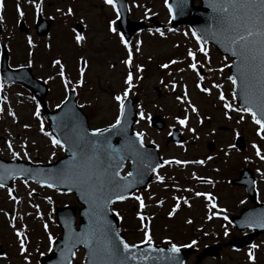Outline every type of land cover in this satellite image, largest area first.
Segmentation results:
<instances>
[{"label": "rangeland", "instance_id": "rangeland-1", "mask_svg": "<svg viewBox=\"0 0 264 264\" xmlns=\"http://www.w3.org/2000/svg\"><path fill=\"white\" fill-rule=\"evenodd\" d=\"M128 2L130 19L132 21L143 20L149 23L146 30L137 32L128 42L133 56L131 70L134 76V86L129 90L128 96H138L140 98L138 103L140 107H137L138 113L142 109L146 117L160 114L166 120V127L158 130L149 125L148 119H141L138 114L135 129L144 133V139L147 142L158 144L162 157L188 161L201 160L208 156L213 157L212 160H206L203 165L188 166V168H191L189 174L214 175L213 173H217L214 168L219 167L222 170L221 173H223L222 178H209L212 183L205 182V185L197 184L195 181L194 187L202 193H207L212 188H214L213 191L216 189L217 194L220 195V200L225 205L228 204L231 194L237 192V189L233 188L234 185H230V180L233 176L238 177V172L243 167H251V170H254L256 176L264 183V161L255 156L252 148V144L256 143L264 150V141L256 135L257 126L251 120L250 114H243L245 116L244 121L237 124L239 114L230 112L232 119L227 120L223 115L222 104L217 99L218 92L222 90L226 99L237 104L236 101L231 100L233 86L227 80L231 59L221 55L214 47L208 45L209 61L205 62L203 55L198 52L199 45L195 37L191 35V29L182 26L174 30L170 26L171 15L165 0H128ZM47 5L49 7L45 8L42 4L41 8L45 9L44 14L52 16L53 22L47 33L43 35L37 34L30 14L27 18L31 20L25 22L22 31L19 30L18 23L16 27L11 25L12 22L16 21L15 16H3L5 30L2 31L1 35L3 39L5 38L9 42L10 47L8 46V48L11 49L9 55L14 59L15 65H21L25 62L24 64L32 66V72L36 77L41 78L43 81L49 80L50 91L48 97L51 106L54 107L64 99L67 90L76 85V81L81 78L79 69L84 67V83L81 86H75L79 102L90 116L91 127L107 126L109 123L114 122L118 112L117 102L114 101L113 97L123 92L126 87L124 80L130 70L128 66L122 63L127 58L129 48H125L124 44L121 45L119 42L121 33L118 28L116 9L105 4L104 0H49ZM69 7L72 9L71 15L67 14ZM27 9L32 10V7L29 6ZM57 9H60V11H57ZM110 21H115L112 27L116 28V32L110 30ZM78 22L85 24L82 33L77 32L74 28ZM150 29L151 31H149ZM156 29H159L164 35L161 36ZM77 33L84 37L79 43L74 37ZM29 37L32 40L31 45L28 43ZM137 41L140 43L137 44ZM5 44L7 45V43ZM137 47L140 49L139 52L136 51ZM188 49L196 51L197 58L204 64L203 68L199 69L201 74L205 76L204 86L211 87V83L216 82L222 85V89H212V94L208 95L196 88L197 77L191 69L187 68L188 63L191 62V59L187 57ZM57 59L64 65L65 77L70 81L68 89L64 87V80L59 75L60 68L53 64V61ZM169 60H178L181 63L170 65L167 70L159 67L160 64L167 63ZM225 64L228 67H224L222 72H208L207 70L209 67L219 69ZM135 65L143 66V71L139 73L141 76L139 80L135 79L137 75ZM177 69H184V71L180 72ZM50 77L51 79H49ZM170 81L177 84L175 90H172L170 86L165 87ZM184 86L187 88L189 99L199 109L203 124L199 123L196 114L190 111L188 112L189 120L186 127L177 123L175 118L182 117L187 107L186 104L176 100V96L182 95ZM24 91L25 89L19 85H3V88L0 89V107L5 109L3 113H0V154L13 157L12 153L16 152L19 154L16 157H23L33 162L54 161L57 156L63 155V149L54 148L51 145L50 138L40 132V119L38 120L33 115L36 103ZM8 109L16 114L15 119L8 115ZM25 124L30 125V127L25 128ZM171 126H178L182 129L186 138L185 144L177 145L171 142L166 145ZM44 128L45 131L49 132V127L44 126ZM188 128H195V134L189 132ZM235 132H239V135L236 136ZM238 141L244 143L242 149L237 146ZM8 142L12 144L11 150L8 148ZM211 143L214 144L212 148H210ZM230 143L235 144L234 149H228L227 145ZM21 145H24V147H21ZM25 151H27L28 157L23 155ZM225 152L229 154L226 156ZM245 157L248 159L246 160ZM178 167L185 168L187 165H178L175 169L166 168L158 171L160 175L165 177V181L158 191L159 195L153 193V191L145 192V194L139 193L144 198L147 197L152 203L161 200L163 201L162 205L166 206L155 213L160 222L155 224L156 228L154 226L152 228L153 238L178 240L175 236L178 235L180 229L187 225L188 217L195 216L196 219L206 220V218L202 219L197 215L206 216L207 212L204 209H198L196 204L191 209L185 208L183 210V202L172 216L173 219L172 217L168 218L167 215L165 216V211L169 209L170 204L172 207L173 192L177 191L176 197H183L182 188L184 185L178 178H183L185 183L189 181L187 180L189 177L186 174V168L179 169ZM204 167H207V169H203ZM257 169H260V171L257 172ZM173 174L174 176H172ZM158 184L159 182L154 187H157ZM172 184L176 188H173ZM33 186H35L33 183H27L26 186L25 183L19 182L14 188L18 192L17 196H19V193L22 195L24 193L27 198L26 204L21 203V207L25 205V211L29 210L28 199L30 196H28V193L33 190ZM39 191L41 197L40 195L34 196L35 203L41 204L43 202L46 208H52L54 202L50 204L49 200L46 199V191L41 188H39ZM54 194L60 197H54L50 193V198L53 200L55 198L61 199V203L80 206L71 193L64 191V197L62 198L58 192H54ZM1 197L4 198L6 207L11 209L14 206L5 191H0ZM215 202L218 206L222 205L221 202ZM131 204H133L135 212L137 205L133 202ZM39 212L40 210L34 209V214H28L29 217L26 218L27 214L25 215L22 211L21 220L25 222L24 225L33 230L36 241L31 246L33 250L31 255L35 259L25 261L24 255L29 253L26 251V253L20 254L21 264H40V253L42 250H46L49 245V236L55 237V235L49 234L44 229L43 225L48 220H45ZM52 225V230L56 232V236L59 235L55 218ZM177 227L178 229L175 232ZM48 228L50 227L48 226ZM217 230L221 235L224 229L217 228ZM233 234H236V230L228 236ZM127 235L132 242L137 239L143 240V229L137 227L133 231L127 230ZM35 245H37V250L40 249V252L35 249ZM83 262L84 251L80 249L76 253L72 264H83ZM238 262L239 257L236 253H225L219 258L212 257L206 260V264H238Z\"/></svg>", "mask_w": 264, "mask_h": 264}, {"label": "snow or ice", "instance_id": "snow-or-ice-1", "mask_svg": "<svg viewBox=\"0 0 264 264\" xmlns=\"http://www.w3.org/2000/svg\"><path fill=\"white\" fill-rule=\"evenodd\" d=\"M208 6L211 9V15L209 17L210 23L206 28L202 29L203 35H198L196 30H193L191 35L195 37L197 44L199 45L198 52L203 55L204 61H209V52L206 47L208 39L205 37H211L216 39L221 46L224 47L226 52H231V55L235 57V67L236 71L234 74L229 75L227 80L231 82L233 86V96L232 101L240 99L243 105H237L234 102H230L226 99L224 92L221 90L217 94L218 101L222 104L224 109L223 115L227 120H231L232 116L230 112H235L239 114L237 119V124L244 121L245 116L243 114H250L251 120L254 122L256 127V135L264 141V0H207ZM104 3L110 5L112 8L116 7L115 0H104ZM168 4V0H165ZM187 0H178L177 7L181 12L184 10ZM3 4L0 3V8ZM36 8L39 9L40 5L36 4ZM169 12H173L172 5L168 4ZM18 13L23 16V12L17 5ZM60 11V9H57ZM67 14H72V9L69 7ZM118 15V13H117ZM3 17L0 16V21ZM115 21H110L109 26L112 32H116V28L112 27ZM171 30V29H170ZM151 31V29L149 30ZM161 36L164 35L159 29H156ZM187 35V33H186ZM75 39L77 43L81 42L84 37L79 33L76 34ZM120 41L124 44L125 48H129L128 42L124 39L123 34H120ZM28 43L31 45L32 40L29 37ZM140 42L137 41V44ZM139 52V47L136 48ZM187 57L191 59L188 63L187 68L191 69L196 77L197 83L196 88L200 92L211 95L212 89L220 90L222 85L220 83L212 82L211 87L204 86L203 82L205 76L199 71L203 68L204 64L197 58V52L192 49L187 50ZM31 63V62H29ZM86 63V62H84ZM123 64L129 67V71L125 77L124 83L126 87L121 94H117L113 97L114 101L117 102L118 112L115 116L114 122L109 123L106 127H96L91 129L89 133L87 129H83L79 126L78 116L72 109H68L62 114L61 119L64 121L60 127L64 129L63 139H58L54 133L45 131L43 121L40 120L39 130L44 136L50 138L51 145L54 148L65 149L69 154V162L64 168L58 169L50 172L49 179L42 180L40 183L42 186L48 188H56L58 184H69L77 187L81 191V198L85 199V203L88 204L86 213L89 217V226L86 230L81 233H74L69 237L70 245H66L67 250L74 257L76 255L73 249L78 244H83L87 249V255L91 260V264H130V262L135 261H148L152 257L147 254L148 252H154L161 254L165 252L163 248H157L153 245V238L151 235L150 225L148 223V218L144 214V210L148 207L145 203V198L136 191L138 185L144 183V172L150 170L156 173L155 179L159 183H164L165 177L157 172V169L163 168L165 165H188L190 163L205 164L206 160H212L213 157L208 156L205 159L188 161L180 159H166L162 163H156L152 166L149 161L151 160V155L144 148V133L142 131H137L129 135L128 122L126 119V112L128 108L126 106V98L129 95V90L133 85V56L132 51L129 48L127 53V58L122 61ZM181 63L178 60H169L167 63L160 64V68L169 69L170 65H176ZM53 64L60 68L59 75L62 80H64V87L68 89L70 87V81L65 77L64 65L59 59L54 60ZM224 67H228L227 64L223 65L219 69L208 68V72L219 71L222 72ZM84 67L79 69L80 79L76 81L75 86H81L84 83ZM143 71L142 65H135V76L136 80L141 79L139 73ZM177 71L183 72L184 69H177ZM51 79V77L49 78ZM75 86L72 90H75ZM175 90L177 84L170 81L165 87H169ZM3 85L0 84V89ZM35 100V97H32ZM65 96L59 104L56 105L57 108H61L65 100ZM178 102L187 105L185 108V114L182 117H176V121L181 126H187L189 115L188 112L196 114L198 122L203 124V119L200 118L199 109L195 104L191 102L188 96L186 86L183 87L182 95L176 96ZM83 107V105H81ZM139 108L140 106L137 105ZM41 104L37 102L35 104V111L33 115L39 120L41 116ZM5 109L0 107V113H3ZM8 115L16 118V114L12 112L11 109L7 110ZM139 116L141 119H149L146 117L144 111L141 109L139 111ZM69 121H71V127H69ZM25 128H29L30 125L25 124ZM189 132L195 134V128H188ZM171 135V133H169ZM238 136L239 132H235ZM121 137V143L119 145H114L112 143V137ZM24 147V145H21ZM228 149H234L235 144H228ZM8 148L11 150L12 144L8 142ZM255 156L261 161H264V150L256 143L252 144ZM226 156L228 152L224 153ZM13 157L18 156L16 152L12 153ZM25 157H28L27 151L23 153ZM54 155V153H53ZM131 159L133 170L128 171L124 175L121 174V169L124 167V162ZM247 160L248 158L245 157ZM148 165L147 169L145 165ZM260 169H257L259 172ZM18 175L28 174L32 175V170L28 168L20 169ZM7 176H14L13 170H6V175H0V188H5L6 185L4 180ZM197 180L203 182L212 183L210 179L205 180L202 177H195ZM27 186V179L24 180ZM255 181H253V184ZM167 187V185H165ZM8 196L14 202H19L18 198L13 195V189L8 187ZM72 190L71 187L68 189ZM35 191L33 189L28 193L29 196ZM184 191H192V189H184ZM195 196H203L210 202L211 209H218V211H212L208 219H212L215 216L226 213V209L218 208L215 202V197L210 193L195 192ZM49 201L50 197H47ZM128 199H132L136 202L137 209L135 211L136 217L140 221V226L143 229V240L139 244L146 245L147 251L145 253L137 254L136 251L139 245L135 243H128L123 239L118 230L114 229L111 222L107 220V214L109 211L115 213V215L122 219L123 217L114 208H110L116 202H124ZM175 204L172 210L168 212V216L172 217L177 209L180 207L181 202L187 205L188 199L185 197H174ZM157 204H162L163 201L157 200ZM243 204L244 201H241ZM8 215V213H5ZM223 220L229 221L227 214L222 216ZM189 219L186 223H191ZM229 223H231L229 221ZM249 228L260 227L264 228V212L250 215L243 222ZM14 226V225H13ZM44 229L47 231L48 225H43ZM16 236L19 238L20 252L26 253V241L28 237L25 232L21 229H17L15 232ZM228 229L224 228V235L227 236ZM207 235V233H205ZM53 238L49 236V240ZM166 243H170L171 246L167 249L166 259L170 264H183V261L179 260L175 255L180 252L181 248H188L197 243L196 240H192L191 244L177 245L171 243L166 239ZM258 245L252 244L248 250V259L254 260L253 249L257 248ZM61 258L66 264H71V260L64 256L63 251H61ZM159 255L157 259H159ZM25 261L28 260V256L24 255Z\"/></svg>", "mask_w": 264, "mask_h": 264}, {"label": "flooded vegetation", "instance_id": "flooded-vegetation-1", "mask_svg": "<svg viewBox=\"0 0 264 264\" xmlns=\"http://www.w3.org/2000/svg\"><path fill=\"white\" fill-rule=\"evenodd\" d=\"M39 1L41 12L43 11V9L41 8L42 3H44L45 8L49 7V5H47L49 0H0V3L3 4V7L0 8V16H21L17 11V5H19L20 9L22 10L23 16H28V14H30V16H35L36 4ZM31 4H34V8L32 10H28L27 8H25L27 6H30ZM191 165L195 166V164ZM205 168L207 169V167H204L203 169ZM189 169L191 168L186 167V174L189 177L187 179L189 180L188 183H185V180L183 178H178V180L182 181L184 185V187L182 188V196L187 198L189 202L187 205L183 204L182 209H191L194 207V205L197 204V208L204 209L207 214L204 217L201 214H197L202 219L206 218V220L196 219L195 216L188 217L187 220L190 219L192 222L186 223L187 225L184 226L183 229H180L178 235L176 236L178 238V240H176V243H178L177 245H190L192 240L197 241V243L191 247L182 248L187 252V264H198V262H200L201 264H206L207 259L212 257L219 258L222 254L225 253H236L239 257L238 264H264V229L249 228L245 224H243V222L245 221L244 218L251 215L249 213H245V211L247 209L259 206V204L264 202L263 180L256 177V189L253 192H248L245 185L243 184H234L230 182V185L233 184V188H236L237 192L231 194L229 202L226 205L223 204L220 200V195L217 194L218 191L216 189L215 191H213L214 188H212L211 190L207 191V193H210L213 197H215V201L222 203V205L218 206V208L226 209V213L220 215L223 216L224 214H227L229 217V221L231 222L229 223V221L223 220L222 216L208 219V216L211 215V212L218 211V209H211L210 202L203 196L197 197L194 195L195 192H202L194 187V182L196 181L197 184L202 185H205V182L197 180L196 178H194L193 174L190 175ZM213 174L215 176L210 174H208V176L195 174V177H202L205 178V180H208L210 177H214L215 179H217V177L222 178L223 173L217 172ZM233 178L235 177L233 176ZM155 184H157V181L153 179L148 189L144 192L153 191V193L157 194L161 185H157V187H154ZM186 188H190L192 189V191H184V189ZM0 191H4V189L0 188ZM174 197H172V200H174ZM241 201H244V203L242 204ZM4 206V198L1 197L0 264H21L22 260L21 258H19L21 254L19 238L15 234L16 230H23L28 237L26 241V251L29 252L26 255L28 257L34 258V256L31 255V253L33 252L31 246L35 241H33L30 229L21 225L20 222H16L15 220H6ZM160 209L161 207H157L156 204H148L145 216L148 218V223L150 224V226H155V224L160 222V220H158V216L155 214L156 212H159ZM235 217H238L235 223L237 224V226L232 221V219ZM163 218L164 216L162 217V219ZM225 227H227L229 234L234 232V230H236V234L225 236L223 230V233H221L220 235V232L219 230H217V228L224 229ZM177 229L178 227L175 229V232ZM205 233H207V235H205ZM252 244H256L258 245V247L253 249L254 260H249L248 250ZM34 247L36 249V246ZM205 249H207V254L202 255ZM208 252H210V255H208ZM28 261L29 259L27 260V262Z\"/></svg>", "mask_w": 264, "mask_h": 264}, {"label": "water", "instance_id": "water-1", "mask_svg": "<svg viewBox=\"0 0 264 264\" xmlns=\"http://www.w3.org/2000/svg\"><path fill=\"white\" fill-rule=\"evenodd\" d=\"M177 2H178V0H170L168 3V4L172 5V7H173V12H171L173 26H177L179 24H189L194 30L197 31L198 35H203L201 30L206 28L207 25L210 23L209 17L211 15V9L208 6L207 0H199V2H200L199 5H195V0H187L186 5L184 6L183 12H181L180 9L177 7ZM115 3H116V7H117V10L119 13L118 23H119L120 29L124 33V35L127 37V39H129L130 36L136 30L144 27V23L143 22H131L130 21V19H129V7H128V1L127 0H115ZM40 24H41V22H40ZM78 27L82 28V26H78ZM46 29H47V26L42 28L41 33H44L46 31ZM205 38L208 39V43H213L223 53H227L230 56H232L231 52H226L224 47L221 46V43H218L216 39H212L211 37H205ZM234 63H235V57H234V61L232 62L231 66H230L231 75L234 74L236 71L235 67H233ZM3 71H4V77H5L6 81H14V82L20 81V82H24V83L29 81L26 86L29 88H32V89L36 88L35 90L38 91L36 94H37L39 100H44V96L46 94V87L43 85V83H41L40 81H38L37 79H35L33 77L32 73H31V69L29 67L21 68V69H11L8 66L7 56L5 55L4 60H3ZM36 85L40 86L41 89L36 87ZM237 100L239 102V105L242 106L243 102L240 99H237ZM137 101H138V98H127L125 101L126 106L128 108V111L126 112V119L128 122L129 135H131L130 130L132 128V124L134 123V119L137 115L135 107H134V103ZM68 109H72L76 113V115L78 116L79 126L82 127L83 129H87L88 132L90 133L91 130L89 129L87 118L85 115H83L80 107L77 106L74 92H71L68 100L61 106V108L58 111L51 112L48 110L47 107H45V115L47 118L51 119V122H52L51 126L53 128V131L57 134L58 138L63 139L64 129H62V127H60V125L64 121L61 119V117H62V114L65 111H67ZM151 123H152V125H155L158 128L164 127V121L158 115L151 118ZM69 127H71V121H69ZM116 137L117 136L112 137V143L113 144H114ZM176 139L181 140L182 138L176 137ZM120 143H121V137L118 140V143L116 145H119ZM147 147L151 150H152L151 147H153L155 149V153L150 154L151 160L149 161V163L152 166H155L156 163H162L160 161V158H159L157 152H156V149H157L156 146L154 144H152V145H148ZM69 156H70V154L67 152V156L58 160L55 164H53L52 167H50L49 169H46V170L37 171V173L44 176L48 180V182H52L49 179L50 172L64 168L65 165L69 162ZM0 161H2L4 163V165L0 166L1 174L6 173V170H13L14 175H18L15 173H18L20 169L28 168V169L32 170L31 176L35 175L34 169L30 165V163H23L22 161H16V160H13V161L0 160ZM125 162H124V165H125ZM147 167H148V165L146 164L145 168L147 169ZM132 170H133V165H132ZM152 173L153 172H151L150 170L145 171L144 176H143L144 183L141 185H138L136 189L146 188L150 179H151ZM241 174H242L241 176H245V180L247 182L249 180L251 181L252 185L249 186V189H253L254 188V185H253L254 178L252 176L253 175L252 172H250L248 169H244L241 171ZM25 175L29 176L28 174H25ZM57 186L65 187L67 189H69V187H71L72 191H74L76 193L78 200L81 203H83L84 207L82 209H80V211H79L80 224H79L78 229H76V227H75L76 212H75L74 207L68 206V207L60 208L58 210V219H59V223H60L62 230H63V235L60 239H58L56 241V243L54 245L53 251L55 252V254L47 257L44 260L43 264H66V262L62 261L61 251H63L64 256L68 257V259L71 260V264H72L73 256L67 250L66 245H70L69 237H71L74 233H81L82 231H84L88 228L89 217L86 213V209L88 208V204L85 203V199L81 198V191L77 187L69 185V184H58ZM110 208H111V206H110ZM261 212H264V208L259 211V213H261ZM107 220L111 222L112 227L114 229L118 230L119 235L123 239H125V241H126L125 235H124V233L121 229V226H120V219L115 215L114 212H112V211L108 212ZM138 245H139L138 249L133 250V251H136L138 255L141 253H145L147 251L146 245H143V244H138ZM154 246L157 248L165 249V252L161 253V254H157L154 252H148L147 254H149L152 257V259H150L148 261L130 262V264H170V262L166 259L167 255H168L167 249L169 247H163L160 245H154ZM80 247H83L85 249V252H86V259H85L84 264H91V260L89 259L88 255H87V249L85 248V246L83 244L76 245V247L73 249V251L76 252V250ZM158 255L160 257L159 259H157Z\"/></svg>", "mask_w": 264, "mask_h": 264}]
</instances>
